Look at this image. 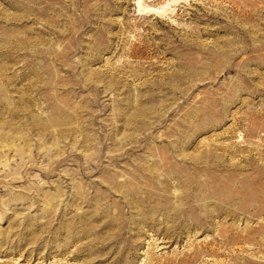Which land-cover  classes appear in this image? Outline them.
<instances>
[{"label":"rangeland","instance_id":"rangeland-1","mask_svg":"<svg viewBox=\"0 0 264 264\" xmlns=\"http://www.w3.org/2000/svg\"><path fill=\"white\" fill-rule=\"evenodd\" d=\"M0 264H264V0H0Z\"/></svg>","mask_w":264,"mask_h":264}]
</instances>
